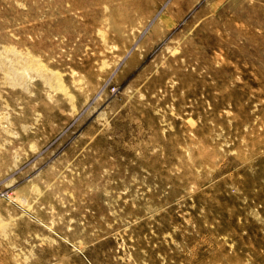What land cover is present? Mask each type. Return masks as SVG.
<instances>
[{"label": "rangeland", "instance_id": "1", "mask_svg": "<svg viewBox=\"0 0 264 264\" xmlns=\"http://www.w3.org/2000/svg\"><path fill=\"white\" fill-rule=\"evenodd\" d=\"M0 54V264H264V0H0Z\"/></svg>", "mask_w": 264, "mask_h": 264}, {"label": "bare ground", "instance_id": "2", "mask_svg": "<svg viewBox=\"0 0 264 264\" xmlns=\"http://www.w3.org/2000/svg\"><path fill=\"white\" fill-rule=\"evenodd\" d=\"M7 51H8V49H7ZM12 52V51H11ZM12 53H14V52H12ZM5 54H6V52H5ZM9 54V53H8ZM7 54V55H8ZM11 54V53H10ZM12 55H14V54H12ZM15 56V55H14ZM17 56V55H16ZM23 56V55H22ZM3 58V56L0 54V64L1 65H3L4 67H3V69L5 68V69H10V68H8L9 67V64L7 65L6 63H4V60L2 59ZM21 58V57H20ZM22 60V59H21ZM23 62V61H22ZM30 63V62H29ZM33 64L35 65V63L33 62ZM26 65H28V63L26 64ZM11 67V66H10ZM14 68V67H13ZM2 70V69H1ZM16 70V69H15ZM8 71V70H7ZM14 71V70H13ZM15 73V72H14ZM10 74V73H9ZM11 74L13 75V73L11 72ZM18 74V73H17ZM7 75V74H6ZM8 76V75H7ZM15 76V75H14ZM13 76V77H14ZM16 77V76H15ZM14 77V78H15ZM8 78H9V76H8ZM17 78V77H16ZM20 78V77H19ZM12 79V78H11ZM17 80V79H16ZM50 84V83H49Z\"/></svg>", "mask_w": 264, "mask_h": 264}]
</instances>
